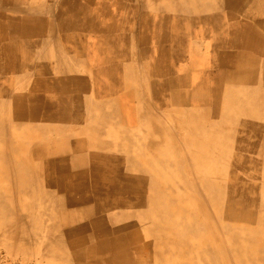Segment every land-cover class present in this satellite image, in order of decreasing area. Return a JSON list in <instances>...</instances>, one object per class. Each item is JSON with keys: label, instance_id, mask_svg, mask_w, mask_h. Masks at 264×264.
I'll return each instance as SVG.
<instances>
[{"label": "bare ground", "instance_id": "1", "mask_svg": "<svg viewBox=\"0 0 264 264\" xmlns=\"http://www.w3.org/2000/svg\"><path fill=\"white\" fill-rule=\"evenodd\" d=\"M215 1L216 6L211 0H0V77L17 85L0 84V95L8 99L11 94L13 102L10 123L0 119V143L6 142L8 156L19 150V143L7 137V128H24L32 119L59 122L67 132L76 127L90 133L47 141L33 149L29 162H7L0 149L1 254L16 255L22 245L34 248L38 242V256L50 264L227 262L225 248L199 239L211 229L195 211L182 206L178 195H166L168 188L152 163L183 173L186 160L200 168L221 162L223 155L208 161L199 152L210 144L209 138L176 139L171 133L172 140L151 142L158 153L141 163L130 131L145 121L143 114H150L152 92L161 113L165 107L174 112L215 96L217 89L207 83L208 67L210 73L220 67L222 56L241 62L244 52L231 50L260 35L239 16L220 11L221 0ZM257 24L264 27L263 22ZM197 41L203 46L194 47ZM194 48L206 53H193L187 69L177 71L174 63L181 64ZM135 51L147 56V62L157 57L146 66L143 90L132 81ZM208 54L215 56L210 59ZM73 65L82 66L85 76L75 74ZM175 73L185 76L175 80ZM178 84L181 92L175 89ZM88 104L95 105L97 113L85 118L81 113ZM159 121L158 135L181 134L195 125ZM108 124L119 128L118 139L105 138ZM48 126L45 129L57 128ZM261 144L264 162V139ZM183 146L189 148L187 157L180 150ZM198 181L215 193L228 187L226 180L217 185L206 177ZM37 219L47 223L43 232ZM196 237L200 241L195 242ZM259 251L264 254V247Z\"/></svg>", "mask_w": 264, "mask_h": 264}, {"label": "rangeland", "instance_id": "2", "mask_svg": "<svg viewBox=\"0 0 264 264\" xmlns=\"http://www.w3.org/2000/svg\"><path fill=\"white\" fill-rule=\"evenodd\" d=\"M211 1H213L212 4L214 6L218 5L217 1ZM236 1L237 3H229L228 0H221L218 8L222 12H230L239 16L252 25L260 35L256 34V37L253 36L244 40L243 46L241 44L237 47L238 49L231 50H242L244 52L241 62H229L222 56L220 67L212 69L211 73L210 67H208L207 83L217 89L214 90V92L217 91L216 95L209 96L206 102L200 104L189 103V105L186 104L183 107L179 106L176 110L174 109L176 112L165 107L164 113H161V108L159 109L154 99L155 93L152 92V96H149L150 102L148 105L151 109L148 112L151 115L143 114L145 121L130 131H132L131 136H133L135 154L143 159L142 162L140 161L141 163H143L144 159L154 158L158 153V150L149 146L151 142L158 143L174 138L183 139L184 137L186 139L193 137L197 140H202L204 137L209 138L211 140L210 144L205 150L200 151L199 154L205 156L208 161L223 155L221 162L207 163V166L196 168V166L192 165L193 160H186L184 163L188 168L186 169L185 167L181 174L176 169L158 165V162L153 161L152 163H155V168L158 171L157 176L168 188L169 193L166 194L167 196L178 195L182 206L195 211L200 220L211 229L210 233L202 234L199 239H205L206 242L216 245L213 247L225 248L226 253L228 252L227 262L222 260L220 264H264V254L259 251V247H264V162L262 161L263 147L261 144L264 139V27H260L257 24L258 22L264 23V0ZM198 44L203 46L197 41L194 47H198ZM220 52L218 51V54H216V56L218 55L217 57H219ZM193 53L201 56L206 53V50L204 48H194L191 53L182 57L181 64L178 61L174 63L175 69L177 71L181 68L186 70L189 62H191V56H194ZM134 54L138 58H136L135 74L132 81L139 90H143L144 80L148 79L146 66L148 68V65L152 62H157V57L153 55L147 62V56L140 55L137 51ZM207 56L212 59L215 55L208 54ZM73 68L76 70L75 74L85 76L86 70L82 66L75 65L74 67L73 65ZM204 70L202 68L196 73ZM188 72L189 74L187 75L191 76L192 67L189 68ZM184 76L185 74L179 76L175 73L174 79L180 78L181 80ZM11 80L10 78L0 77V84L6 85L9 83L10 88L17 86L14 83L10 84ZM175 89L179 90V92L183 90L179 84L175 86ZM142 96H139V100H137L141 104L139 108L142 107L140 101ZM12 103L11 94L8 99L6 96L3 98L0 95V119L2 123H10L13 119V115H11ZM95 109V105L88 104L81 113L82 117L89 118V116L96 114L97 110ZM145 110L143 109V111ZM160 113L163 115H160ZM158 119L167 125H177L182 121H189L191 124L193 121L195 125H192L190 129L184 130L181 134L177 131H166L163 133L159 132L160 135H158L157 128L160 122ZM32 121H30V124L27 123L24 128H16L17 130L11 127L7 128V137L19 143V150L14 153L10 152L9 156V151L6 150L8 149L6 142L4 144L0 143V149H3L6 153L7 162L24 159L29 162L35 147L42 146L45 142H50L55 138L64 139L67 135L71 137L72 135H79V133L82 134V137L90 136L89 132L83 133L76 127L70 129L68 133L67 130L69 129H62L64 127L59 122L43 123L40 118L38 120L32 119ZM49 124L51 127L55 125L54 127L57 128L53 130L45 129L49 127ZM60 129L64 130L61 135ZM120 135L121 131H119V128L116 129L109 124L106 126L105 138L116 140ZM24 140L26 143L21 144ZM31 140H34L33 144ZM180 148L182 154L187 157L188 146ZM236 157H240V160H237L238 158L236 159ZM189 165H191V168ZM185 172L189 173V175ZM193 176L195 178L194 183L192 182ZM202 177L203 179L205 177L209 178V181H212L214 185L226 180L225 183H228V187L223 186V189L226 190L219 193L206 190L198 181V178ZM23 199L26 201V198ZM10 201H12V197ZM207 215L209 220L206 222L204 220ZM34 222L38 226L39 232H43L47 228V223L42 222L40 219ZM32 226L34 225L32 224ZM222 230H227V233L221 232L219 234ZM23 235L26 237V232ZM197 238H195V242L199 240ZM38 248V242L34 248L22 245V250L18 254L7 256L1 254L2 248L0 247V264H50L38 256ZM237 255L243 258L236 260Z\"/></svg>", "mask_w": 264, "mask_h": 264}]
</instances>
